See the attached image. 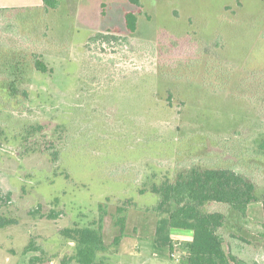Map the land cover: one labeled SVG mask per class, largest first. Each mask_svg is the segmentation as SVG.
<instances>
[{
	"label": "rangeland",
	"instance_id": "1",
	"mask_svg": "<svg viewBox=\"0 0 264 264\" xmlns=\"http://www.w3.org/2000/svg\"><path fill=\"white\" fill-rule=\"evenodd\" d=\"M12 4L40 1L0 0L1 7ZM130 8L127 0H60L47 11L25 9L24 18L10 17L0 30V63L32 50L53 68L31 76L29 110L0 100V209L11 206L3 214L17 219L0 228V264H28L38 253H23L30 241L59 264L73 245L58 230L99 217L106 263L178 264L177 252L153 248L159 215L146 207L158 196L139 193L143 182L190 164H216L238 168L264 189V156L257 151L264 115L230 94L241 85V68L264 66V0H143L133 33L124 24ZM100 33L106 39L89 41ZM191 52L198 55L186 56ZM218 62L236 65L225 80L208 68ZM27 123L42 131L25 143ZM52 141L54 164L41 154ZM128 197L136 206L124 212V234L115 244L116 208ZM37 205L58 217L29 216ZM261 220L255 203L242 233L249 241L243 256L259 263ZM180 232L174 231L177 241L186 238Z\"/></svg>",
	"mask_w": 264,
	"mask_h": 264
},
{
	"label": "trees",
	"instance_id": "2",
	"mask_svg": "<svg viewBox=\"0 0 264 264\" xmlns=\"http://www.w3.org/2000/svg\"><path fill=\"white\" fill-rule=\"evenodd\" d=\"M41 1V5L33 7L0 6V30L6 27V19L11 17L15 23L20 20L19 18L17 20V15L24 18L25 9L47 11L54 9L60 2ZM127 2L132 8L125 11L124 24L126 30L133 33L137 29L138 15L145 12L143 0ZM112 31L119 32L117 27ZM106 37L105 33H100L94 39L89 38V41L98 39L101 41ZM181 53L183 51H179V54ZM193 54L194 52H191L186 56L193 57L198 55V52ZM230 65L232 64L218 62V67L208 68L215 71L214 76L218 75V79L225 80L232 75L231 71L236 66ZM37 71L42 73L53 71V68L42 59L40 52L26 50L18 51L16 56L7 54L5 60L0 63V79L4 81L0 85L4 95L0 100L7 104L6 106L16 105L29 110L30 78ZM238 78L241 85L230 94L236 98L235 100L254 110L257 109L264 115V66L247 64L240 69ZM22 130L24 141L28 143L33 134L42 131V125L27 123ZM257 151L264 156V136L257 142ZM41 154H45L52 164L58 160V151L53 141L46 150L41 151ZM256 166L262 169L260 164L256 163ZM64 176L68 178L67 173H64ZM154 176L155 174L151 175L152 178ZM145 192L158 196V201L154 205L146 207L148 211L159 215L152 239L153 248L157 252L162 254L168 251L169 256L177 252L180 257L178 264H264L242 254V247L249 242L242 233L248 229V211L255 203H260L261 206L259 235L264 239V189H260L248 174L232 166L190 164L171 176L165 175L156 180L143 182L139 193ZM211 205L218 206V209L209 208ZM128 206H136L131 197L122 200V205L116 208L114 224L118 227L119 234L114 238L115 244L119 243L124 234L127 220L124 212ZM9 207L11 206L4 209ZM4 209H0V228L17 221L16 218L5 216ZM27 214L38 218L56 219L59 212L51 210L44 214L41 212V205H37L28 210ZM101 221L99 217L88 226L73 225L58 230L62 238L73 245L71 252L64 255L59 264H108L103 255L107 246ZM176 230L189 233L190 238L177 241L174 239ZM29 251L38 253L28 257V264H51L47 252L37 242L30 241L24 247V254Z\"/></svg>",
	"mask_w": 264,
	"mask_h": 264
},
{
	"label": "crops",
	"instance_id": "3",
	"mask_svg": "<svg viewBox=\"0 0 264 264\" xmlns=\"http://www.w3.org/2000/svg\"><path fill=\"white\" fill-rule=\"evenodd\" d=\"M39 1H40V4H39V5H41V2H42V1H41V0H39ZM14 3H16V2H14ZM14 5H16V4H12V5H10V6H14ZM28 5H29V4H27V6H28ZM0 6H2V5H0ZM21 6H22V5H21ZM25 6H26V5H25ZM35 6H37V5H35ZM177 232H179V231H177ZM180 233H181V232H180ZM180 233H179V234H180ZM185 235H186V238H183L184 240L190 238V234H189V233H185Z\"/></svg>",
	"mask_w": 264,
	"mask_h": 264
},
{
	"label": "built area",
	"instance_id": "4",
	"mask_svg": "<svg viewBox=\"0 0 264 264\" xmlns=\"http://www.w3.org/2000/svg\"><path fill=\"white\" fill-rule=\"evenodd\" d=\"M172 255H174V254H172Z\"/></svg>",
	"mask_w": 264,
	"mask_h": 264
}]
</instances>
